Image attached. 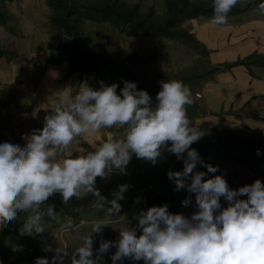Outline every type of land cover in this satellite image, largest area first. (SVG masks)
I'll return each mask as SVG.
<instances>
[{
  "label": "clouds",
  "instance_id": "clouds-1",
  "mask_svg": "<svg viewBox=\"0 0 264 264\" xmlns=\"http://www.w3.org/2000/svg\"><path fill=\"white\" fill-rule=\"evenodd\" d=\"M238 3L212 0L209 23L226 24ZM258 7L264 12V2ZM117 88L113 83L99 89L84 85L74 95L61 91L42 129L21 137L23 146L0 143V227L23 212L21 235L42 233L46 216L59 219L54 205L47 203L57 193L65 205L73 197L92 194L103 208L106 200L95 187L98 177L106 178L114 170L126 173L133 155L156 164L168 152L183 159L184 165L182 171H169L168 178L176 190L195 194L198 211L189 218L170 213L167 205L141 209L134 217L135 227L120 228L119 238L101 241L94 255L93 234L101 233L107 224L96 221L74 249L71 264H100L113 247L112 264L125 258L144 264H264V183L257 179L232 189L222 175L204 179L205 172L195 171L203 161L191 146L204 133L187 115L186 106L193 103L190 88L178 80L161 81L155 101L147 91L138 90L135 82L124 81L119 94ZM116 126L123 129L119 138L107 136L85 155H66L77 138L87 140L90 134ZM204 166L209 173L218 171L211 164ZM128 187L122 184L113 193L114 199L107 202L111 205L108 216H119L118 201L124 199ZM221 197L227 207H222ZM182 203L187 206L190 198ZM72 226V220L65 224L66 229ZM67 255L58 249L53 264H63ZM35 264L49 261L40 257Z\"/></svg>",
  "mask_w": 264,
  "mask_h": 264
},
{
  "label": "rangeland",
  "instance_id": "rangeland-1",
  "mask_svg": "<svg viewBox=\"0 0 264 264\" xmlns=\"http://www.w3.org/2000/svg\"><path fill=\"white\" fill-rule=\"evenodd\" d=\"M107 1L112 0H98V3ZM190 1L201 5L212 4V0ZM246 1L240 0L237 5L243 6ZM118 2L125 7L136 5L140 17H146L158 23L162 21L166 14V0H118ZM0 8H3L14 21L12 32L0 26V48L16 55L11 59L5 57L7 63L11 64V67L9 66L11 70H3L5 66L0 65V75L2 78L4 76L8 78L16 76L17 79L18 76L22 77L27 70L31 69L33 71L35 68V74H33L35 82L38 80H46L47 82L44 90L46 93H43V87H32L29 90L35 92L34 95L36 96L38 94L43 95L42 102H34L32 97H29L24 102L16 103V107L19 106L20 108L28 103L30 104L29 107H25L23 112L20 109H14V111L6 108L0 109V143L9 142L23 146L25 141L21 137L33 130L42 129L45 115L50 114L51 109L58 102L57 88L62 90L64 85L70 84L71 89L67 93L74 95L76 93L74 91L75 84L79 82L80 76L75 75L73 79L71 76H65V71H62L64 67L61 66L43 68L41 63L43 58L45 56L49 58L54 54V51L49 47L51 43L50 36L54 31L49 27L51 11L48 9L45 0L4 1L0 4ZM211 18L200 16L194 21L182 25V28L193 34L198 43L204 47L207 52L206 55L202 54L201 48H193L179 42L141 35L129 38L113 26L108 24L96 25L89 22H85L81 26L82 39L80 44H85L86 47H94L96 51L103 55L107 66H111L112 62L119 60L130 61L131 63L128 66L137 85L160 89L161 81L179 80L182 76H191L192 81L186 86L191 85L188 87L192 93L193 103L186 106V108L188 118L192 124L197 128H202L204 135H206V130H210L212 134L215 132L222 136H238L248 149L263 152L264 118L261 110H253L251 102L240 103L239 94L242 91H238L235 96H231L234 95L236 90L231 89L230 84L224 86L225 90L220 92V96L212 94L211 100L207 98L206 101L200 94L201 90L197 85L205 72H209L225 62L242 59L253 52L264 54V50L258 51L259 48L264 49V44L258 41V38L264 37V12H261V10L255 11L242 18L228 17V21L224 25L209 23ZM31 27L37 28V32L49 30L47 47L36 50L34 55L30 54L28 49ZM126 64L122 63L121 65ZM241 79L239 75L238 80ZM113 83L118 84V81L106 73L102 75L101 82L96 89H99L102 85L107 86ZM206 86L211 89L215 87V83L206 84L202 88ZM3 89L6 88L0 87V101L12 100L17 97L15 90V92L9 94L10 98L7 99V94H2L1 90ZM222 93L225 94L224 98H222ZM152 98L155 101V97ZM217 98L220 100L219 102H216L215 99ZM122 132L123 129L116 126L90 134L87 140L82 137L77 138L73 141L69 153H66V155L71 158L85 155L93 150V144L103 142L107 136L119 138ZM198 148L196 150L202 161L205 157H208L210 163L213 164L216 158H219L216 164L218 171L216 173L205 171L204 179L213 175H222L232 189L251 184L257 179L264 183V164L255 165L252 170H249L240 161H229L235 156L243 157L241 149L236 145H233L230 149H220L218 152L213 149ZM184 155L186 157V153ZM168 166L171 169H183V159H178L174 155L170 158ZM197 170L198 167L195 171ZM122 184L129 187L124 193V199L118 201L122 206L121 212L119 216H108L106 214L107 208L111 205L107 202L114 199L113 193ZM95 187L106 200L103 208L100 207L96 197L92 194H88L81 199L73 197L67 205L62 202L59 193L53 195L47 203L54 205L55 211L60 215L59 219L50 220L46 216L43 221L44 231L42 233L21 235L19 231V237L0 247V264H7L13 260L21 259L34 249L47 256L49 264H53L52 258L56 255L58 249L65 250L68 255L64 257L63 264H71L74 249L82 243L81 237L91 232L94 222L107 223L102 227L101 233L93 234L94 255L95 250L99 249L101 241H115L119 238L120 228L136 226L137 221L134 217L137 213L140 197L127 172L121 173L119 170H114L106 178L97 179ZM131 189L134 192H131ZM241 198L246 199V197ZM220 202L222 207H227V201L223 197H221ZM196 211H198V207L194 198L190 199L187 206L182 204L180 210L176 213H182L190 218ZM25 217L26 213H22L20 227ZM68 220L73 221V226L66 229L65 224ZM115 251L116 249L113 247L104 254L100 264H112L111 256ZM17 264L35 263L20 261ZM117 264H144V261L125 258L118 261Z\"/></svg>",
  "mask_w": 264,
  "mask_h": 264
},
{
  "label": "trees",
  "instance_id": "trees-1",
  "mask_svg": "<svg viewBox=\"0 0 264 264\" xmlns=\"http://www.w3.org/2000/svg\"><path fill=\"white\" fill-rule=\"evenodd\" d=\"M4 1L11 2L13 0H0V4ZM261 2H264V0H247L243 6L236 5L228 14V17L243 15L251 9L259 8L258 6ZM165 5L166 14L162 21L158 23L146 17H140L137 13L136 5L125 7L118 0L105 3H98V0H47V7L51 11L49 23L52 30H54L50 36L51 43L49 47L54 51V54L46 59L43 68L58 67L66 64L65 76L78 73L80 81L93 88L100 84L102 75L108 73L118 81V94L124 86V81L134 82V76L128 66L131 63L130 61L119 60L112 62L111 66H107L103 55L96 51L94 47H86L85 44H80L82 39L81 26L85 22L96 25L108 24L119 29L121 33L129 38L141 35L154 39L179 42L193 48H201L202 54L206 55L207 52L204 47L198 43L193 34L182 28V24L185 20L195 19L200 16L212 17V4L201 5L190 0H166ZM0 26L10 32L14 29V21L3 8H0ZM3 56L9 59L16 57L13 52L0 48V57ZM122 63L127 64L121 65ZM252 65L264 67V54L253 52L242 59L225 62L211 71L205 72L201 77L200 83L212 79L214 73L228 71L237 66H243L251 73L250 66ZM178 81H182L187 85L191 83L192 77L182 76ZM78 89L79 87L75 91L77 92ZM137 89L147 91L151 97H156L160 90L143 85H137ZM10 103V100L0 102V109L6 108ZM199 129L203 131L202 128ZM233 145L241 149L243 157L235 156L229 161H240L249 170H252L255 165L264 164V151H259L258 154V150L248 149L242 139L234 135L222 136L219 133L214 132L212 134L210 130H206V135L202 136L191 147L194 149L198 147V149H213L218 152L220 149H230ZM173 156L174 154L165 152L156 164L138 159L135 155L132 156L126 166V172L140 197L137 213L141 209L146 210L154 205H167L168 211L175 214L180 210L182 202L186 198H195V194L188 193L187 189L176 190L175 184L168 178L169 171L177 172L183 170L182 168H169L168 162ZM218 160L219 158H216L215 163L212 164L208 157H205L203 165H197V171H207L204 166L206 164L216 167ZM97 179L99 180L100 178L98 177ZM130 191L134 192L133 189ZM22 213L18 214L16 220L8 222L4 227H0V247L19 237V223ZM139 234L138 231L137 235ZM40 257L48 259L47 256L34 249L31 253L24 255L23 258L13 260L7 264H17L20 261L35 263L36 259Z\"/></svg>",
  "mask_w": 264,
  "mask_h": 264
},
{
  "label": "crops",
  "instance_id": "crops-1",
  "mask_svg": "<svg viewBox=\"0 0 264 264\" xmlns=\"http://www.w3.org/2000/svg\"><path fill=\"white\" fill-rule=\"evenodd\" d=\"M45 2L47 3V0H45ZM259 10H260L259 8H254V9H251L250 11H248L247 13H245L243 15L230 16V17L242 18V17H246L247 15H250L251 13H254L255 11H259ZM197 18H195V19H197ZM195 19L185 20L183 22V24L190 22V21H194ZM33 27H31L30 37L28 38V42H29L28 43V49L30 50V54H32V55L35 54L36 50L44 49L45 47H47L48 41H49V36H48L49 30L44 31V32H37V28L35 29ZM49 27H51L50 23H49ZM258 41L261 42L262 44H264V37L258 38ZM261 50H264V49L263 48L258 49V51H261ZM46 59H47V57L45 56L41 62L43 65H44ZM0 65L5 66L3 70H6V71L11 70V68H10L11 64L9 65L7 63V60L4 56L0 57ZM61 67H64V68H62V71H65V73H66L67 65L63 64ZM48 68H50V67H48ZM34 71H35V68L33 69V71L31 69H29V70H27V72L24 73V75H22V77L18 76L17 79L15 78L16 76H14V78H11V77L8 78L6 76H4L2 78V76L0 75V87L6 88L5 90L3 89L1 91H2V94L3 93L7 94V96H8L7 99L10 98L9 94L15 92V90H16L15 95L17 97L16 98L14 97V99L10 100L11 103L6 107L7 110L14 111V109H16V110L20 109L23 112L25 107H29L30 104L28 103L23 108H20L19 106L16 107V105H17L16 103L24 102L29 97H32L34 102L40 103L43 101V99H42L43 95L38 94L36 96V95H34L35 92L29 91L30 88H32V87H41V88L43 87V93H46V91H44L46 89V85H47L46 80H38L37 82H35V80L33 79V74H35ZM250 71H251V73L245 67L237 66V67L231 68L228 71L214 73L212 76V79H209L207 81L200 83V85L198 86L201 90L200 94L203 96V98H205L204 101H206L207 98L211 100L212 94L220 96L221 95L220 92L225 90L224 86H228L230 84L231 89L236 90L234 95H231V96H235L238 91H242V93L239 94L240 95V97H239L240 103H250L251 102L252 103V109L253 110H256V109L261 110V112L263 113L262 117L264 118V67L252 65V66H250ZM75 75H79V74L74 73V74H71L69 76H71L73 79V77H75ZM239 75L242 78L240 81L238 80ZM213 82L215 83L214 88L210 89V87H207V86L202 88L206 84H211V83L213 84ZM70 86H71L70 84L64 85L62 90L60 88H57V92H58L57 94L59 95L60 94L59 92H61V91H64L67 93L71 89ZM73 86H74V84H73ZM81 86H84V82L79 80V82L78 83L76 82V84H75V90L78 87L80 88ZM224 96H225V94L222 93V98H224ZM215 100H216V102L220 101L218 98ZM0 102H2V101H0Z\"/></svg>",
  "mask_w": 264,
  "mask_h": 264
},
{
  "label": "built area",
  "instance_id": "built-area-1",
  "mask_svg": "<svg viewBox=\"0 0 264 264\" xmlns=\"http://www.w3.org/2000/svg\"><path fill=\"white\" fill-rule=\"evenodd\" d=\"M199 96V95H198Z\"/></svg>",
  "mask_w": 264,
  "mask_h": 264
}]
</instances>
